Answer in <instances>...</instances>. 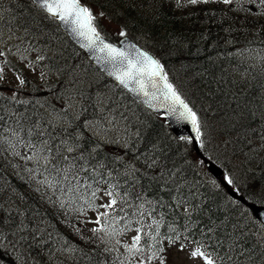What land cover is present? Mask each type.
<instances>
[{
	"label": "trees",
	"instance_id": "1",
	"mask_svg": "<svg viewBox=\"0 0 264 264\" xmlns=\"http://www.w3.org/2000/svg\"><path fill=\"white\" fill-rule=\"evenodd\" d=\"M81 1L94 12L97 29L105 36L117 41L121 32L126 33L160 60L170 82L201 118L203 153L224 167L246 202L230 198L224 187L209 182L193 144L186 138L175 137L163 116L146 109L102 74L61 30L56 19L29 0H0V29L17 30L20 44L50 48L54 58L45 62L57 73L51 82L42 84L14 62L11 66L19 70L22 86L11 95L4 93L0 85V138L8 136L12 144L8 154L0 148V180L5 179L17 195L8 209L12 218L1 222L0 230L13 233L10 238L18 237L22 231L27 233V238L22 237L30 248L26 254L39 264H113V261L118 264L117 257L124 259L129 253L125 244H116V240L139 225L133 221L131 227L125 228L133 208L119 197L114 208L99 212L97 200L105 186L109 191L119 192L120 197L125 189L130 194H141L148 202L144 206L145 224L163 216L161 235L175 237L174 242L164 239L163 258L169 248L181 242L201 246L202 251L212 253L213 257L216 253L226 254L231 238L235 237L244 241L246 251L237 255L234 250L230 264H264L261 255L264 239L260 238L264 227L253 218L249 207L250 203L264 204V79L257 72L245 78L238 75L248 68L242 46L257 43L252 34L262 33L260 24L264 20H244L221 1H200L190 9L171 0ZM95 6L120 26V35L109 29ZM5 54L4 64L11 58L8 52ZM78 77L84 80L78 92H74L83 100L80 106L89 104L94 110L87 119L82 109L74 119L67 109L54 104L73 92L68 84ZM86 84L92 86L84 92ZM113 87L134 103L132 113L126 115L131 133L120 148L95 138L85 125L87 120L101 117L99 108L98 112L95 108L97 92L103 94ZM29 129L36 144L39 143L36 133L41 129L45 135L39 139L52 135L48 141L52 155L57 161L60 156L68 157L62 165L68 172L67 181L54 182L53 188L41 183L46 179L53 181L54 173L50 175L44 170L43 160L38 165L36 159L28 158L37 151L27 144ZM69 147L72 152L66 151ZM81 154L86 172L78 171ZM73 157L77 159L74 161ZM73 163L76 167L70 168ZM4 167L10 175L6 176ZM62 176L63 173L55 180H61ZM6 178H10V184ZM114 184L116 188H112ZM6 192L1 189L0 196L6 198ZM181 197L188 203L180 204ZM139 202L134 197L129 201L133 207ZM82 209L87 214L99 213L100 223L88 226L83 222L82 226L79 219ZM150 209H155L151 216ZM7 215L3 213L6 218ZM99 227L124 231L109 240L104 232H93ZM169 227L174 231H169ZM42 233L47 235L46 243L53 241L57 247L40 243ZM105 247L114 250L105 252ZM57 248L69 250L62 258L64 261L48 254ZM8 251L0 247V256L7 257ZM13 252L17 255L19 251ZM162 261L154 260L152 264ZM130 264H136V260L130 258Z\"/></svg>",
	"mask_w": 264,
	"mask_h": 264
},
{
	"label": "snow or ice",
	"instance_id": "2",
	"mask_svg": "<svg viewBox=\"0 0 264 264\" xmlns=\"http://www.w3.org/2000/svg\"><path fill=\"white\" fill-rule=\"evenodd\" d=\"M30 3L39 6L43 9L48 16L53 19L59 20L70 33L75 36L78 42H82L81 46L88 49L90 53L94 54V58L97 62L102 63L108 74L115 77V79L124 88L135 92L139 96L148 98V103L151 105L153 101L159 103L162 107L168 109V111L178 120L188 122L192 125L195 131V141L199 144L203 136V125L200 116L197 112L189 106L180 91L173 83H170L167 74L164 71L163 65L159 60L155 59L146 51L137 49L134 45L128 44L127 47H117L111 43H106L105 39L101 36L97 30L96 15L94 12L84 6L81 0H29ZM191 3H197V0H190ZM208 2V0H204ZM224 3H231V0H223ZM103 13H100L102 15ZM122 36L126 33L121 32ZM23 129H21L22 131ZM15 134V133H13ZM27 144L37 151L29 159H36L38 165L43 160L44 170L49 174L54 173L53 181L44 180L42 184H47L48 187L53 188L55 183L67 181L69 179L68 172L63 168V163L67 161L68 157L60 156L57 161L56 156L52 155V148L48 147V141L52 139L51 134H47V139H39L45 135L43 129L36 133V137L39 143H33L32 130H28ZM19 139V137H17ZM190 141L193 138H187ZM9 143H11L9 141ZM61 143H64L61 141ZM66 151L72 152L71 147ZM43 153V155H42ZM56 155H59L57 151ZM51 157V158H50ZM77 157H73L75 161ZM80 161V167L78 171H87V165L83 162L84 158L81 154L78 157ZM55 161V162H54ZM75 168V163L69 166ZM61 180L56 181L55 177H61ZM172 175V174H170ZM76 177L74 176L73 179ZM55 182V183H54ZM228 185H233L234 181L231 177L226 178ZM135 185H133L134 187ZM91 187V185H89ZM117 185H112V188H116ZM69 190H72L71 188ZM62 191V190H61ZM237 195H240L239 189H234ZM95 191L93 192V198H95ZM111 197L108 204L103 205L105 208H114L118 203V197L124 203H128L129 207L133 208L132 216L126 221L125 228L131 227L133 221L139 225L135 231L136 235L132 238V243L125 244L124 248L129 253V257L120 259L117 257L118 264H130V258L136 260V264H152L154 260H163L162 253L164 251L162 244L165 238L174 242L175 237L162 236L160 228L163 224V216L159 220L153 218L152 222L145 224L144 222V206L145 201L141 194H130L127 189L124 190L123 197H120L119 192L108 191L106 193ZM134 197L135 201H140L138 204L129 203ZM180 204H187L183 197L179 200ZM161 206H163L161 202ZM155 209H150L148 215L151 216ZM137 213L139 216L137 217ZM107 219V213L102 214ZM127 215V214H125ZM190 215V213H189ZM99 224L100 222L97 221ZM169 231H174L171 227ZM124 229L109 231L107 228L99 227L93 229L94 233L104 232L105 235L111 240L118 234H122ZM211 231V229H209ZM102 240L104 237H100ZM261 239H264V232L260 235ZM143 241V244H142ZM231 243L226 250V254L216 253L213 257L212 253H205L201 251V246H198L196 250L192 252L194 257H203L206 264H230L233 261V251L235 250L237 255H243L246 249L243 247L244 241L239 238H231ZM107 242V241H106ZM120 241L116 240V244ZM108 247L104 248L105 252L113 251ZM264 257V253L261 254ZM113 264H117L113 261Z\"/></svg>",
	"mask_w": 264,
	"mask_h": 264
},
{
	"label": "rangeland",
	"instance_id": "3",
	"mask_svg": "<svg viewBox=\"0 0 264 264\" xmlns=\"http://www.w3.org/2000/svg\"><path fill=\"white\" fill-rule=\"evenodd\" d=\"M199 1L200 0H197V3H199ZM173 2L183 8H187L189 6L197 4L191 3L190 0H173ZM228 6L231 9H236L235 15L243 16V14H245L243 16L244 20H264V0H231V3H228ZM95 9L98 12L100 18L109 24V29L113 33H116V35H120V26L107 19L104 14L100 15L101 12L96 6ZM241 19L242 17L240 18V20ZM260 25V32L262 33L258 32L257 34H252L254 40H256L257 43L253 46L250 45L244 48V50L242 49V51H244V54L242 53V56L244 57L245 63L247 64L248 68L246 69L247 72H238L239 77H248L249 74L253 75L254 72H257L260 75H264V22ZM19 41H21V39L17 30L8 28L0 29V85L2 90L8 89L10 91V94L16 93V89L22 86L23 79L22 76L18 73V70H14L9 67L8 62H6L5 64L2 63V61L5 60V52H8V54L11 56L10 61L15 62L19 69L27 72L30 77L34 78L42 84H45V82H51V80H53L54 77L57 76V73L51 68V66H49L45 62V60L49 61V58H54L50 48H36L34 46L31 47L25 43L20 44ZM13 45H15L14 48L12 47ZM245 53H247L248 55L245 56ZM63 79L65 81L67 80L68 82L71 81V79H68L66 77H63ZM56 82L57 79H55V84ZM82 84H84V80L79 77L76 78L75 82H71L68 84L72 87L73 92L65 94L63 99L61 98L60 100L54 101V104L60 109H67L66 111H68L70 116L74 119H77V116L79 115V109H82V111L84 110V116L86 117V119L92 116L94 111L91 107H88L89 104H86L82 108V106H80L81 104H83L82 98L79 99L74 93L76 91L78 92V89L82 87ZM91 86V84H86L84 92H86V89L90 88ZM67 96L69 97L67 98ZM92 104L94 106V103ZM95 108L97 112L99 108L98 114L100 113L99 115H101V117L99 119L95 118L92 120H87L86 125L91 133L94 134L96 138L98 137L108 145H117L119 146V148L121 145L124 146L126 141H128V137L131 133L129 126L127 125L126 115L129 116V114L132 113L131 110L134 109L133 101L126 97L124 93H122L116 87H113V89L104 92L103 94H98L97 92L95 97ZM58 122H62V120H58ZM129 122L130 121H128V123ZM9 141L10 139L8 138V136L0 138V146L2 147V149H5L4 151H6V154L9 153V150H11L12 144L10 145ZM9 161L10 157L8 156L7 162ZM198 161H200V159H198ZM3 169L6 176L10 175V172L6 170V167H4ZM205 176L209 182H211L215 186L222 188L224 187L226 191L231 186L236 188L235 184L228 185L223 181L211 177L208 173H205ZM1 180L0 185L3 187L4 182L5 187H8L5 184V179L3 182ZM108 191L109 187L104 186L103 189L99 192V200H97V202L100 203L99 205L103 210L105 209L103 205L108 204L111 198L106 195ZM16 196L17 195L12 192L11 189L6 192V198H2L0 196V223L5 220L9 221V218L3 216V213L8 212L10 204ZM95 218L96 215L93 214V216L91 218H88L87 221L94 222ZM11 234L13 235V233ZM11 234H8L7 232L5 233L1 230L0 247L6 250H10L11 253L13 252V250H18L19 252L17 255H12L8 254L10 253L8 251L6 260H3L4 257L0 256V264H39L34 258L29 257L26 254L27 251H30V249L26 248L25 245L22 246V241L20 243L16 241L17 237L10 238ZM133 237L134 233L132 236V233L130 232V234L127 236V243L131 244ZM125 239L126 237L120 238V240L122 241H125ZM41 242L42 241H40V243ZM194 250H196V248L190 244L172 247L171 250L166 253L164 260L158 264H206V261L203 257H194L192 255V252ZM66 252L68 253L67 250L57 249L55 252L51 251L48 254H52L55 257H65ZM38 259L41 261L40 257H38Z\"/></svg>",
	"mask_w": 264,
	"mask_h": 264
},
{
	"label": "water",
	"instance_id": "4",
	"mask_svg": "<svg viewBox=\"0 0 264 264\" xmlns=\"http://www.w3.org/2000/svg\"><path fill=\"white\" fill-rule=\"evenodd\" d=\"M58 22L60 23L62 29L64 31H66L69 35V37L72 39V41L78 45L81 49H83L87 56L96 64L97 67L100 68L101 71H103L108 77H110L111 79H113L114 81H116L117 83H119L115 77L111 76L108 74V71L105 70V67L102 63L97 62V60L94 58V54L90 53L88 51V49L83 48L81 46L82 42H78L77 38L75 36H73L70 31H68L66 29V27L58 20ZM103 37V36H102ZM104 38V37H103ZM106 43H111L117 47H127L128 44L134 45L137 49L141 50V51H146L144 48H142L140 45H138L136 42H134L133 40H131L128 37H123L119 43H115L107 38H104ZM148 52V51H146ZM149 53V52H148ZM150 54V53H149ZM151 55V54H150ZM153 56V55H152ZM154 57V56H153ZM155 58V57H154ZM156 59V58H155ZM122 86V85H121ZM123 87V86H122ZM124 88V87H123ZM125 90H127L131 95H133L137 100H139L142 104H144L145 107H147L148 109H150L151 111H153L156 114H163L166 118V120L169 122L170 126H171V130L172 132L180 137V136H185V137H189V138H193L192 141L195 143V149L197 150L198 153L200 152L199 146L197 144V142L195 141L194 137H195V131L192 127V125L188 122L185 121H181L176 119L169 111L167 108L162 107L159 103H157L156 101H153L151 103V105L148 103V98H145L143 96H139L137 95L135 92L130 91L127 88H124ZM206 161V166L207 168L211 171V173L216 177V178H222L224 176V171L222 170L221 167H219L216 163H214L211 160L205 159ZM230 194H232L234 197L239 198L241 201H245V199L243 197H240L236 194V192H234L232 189L228 190ZM251 208L253 210V213L255 215L256 218H258L263 224H264V206L262 205H257L252 203Z\"/></svg>",
	"mask_w": 264,
	"mask_h": 264
},
{
	"label": "bare ground",
	"instance_id": "5",
	"mask_svg": "<svg viewBox=\"0 0 264 264\" xmlns=\"http://www.w3.org/2000/svg\"><path fill=\"white\" fill-rule=\"evenodd\" d=\"M190 8H192V7H190ZM190 8H189V9H190ZM229 8H230V7H229ZM232 8H233V7H232ZM230 9H231V8H230ZM231 10H232L233 12L236 13V9L233 8V9H231ZM244 15H245V14H243V16H244ZM248 46H250V45H248ZM248 46H247V47H248ZM251 46H253V45H251ZM245 48H246V47H245ZM242 49L244 50V47H243V46H242ZM241 51H242V50H241ZM238 54H239V53H238ZM238 54H236V55H238ZM258 74H259V73H258ZM259 75H260V74H259ZM251 76H252V75H251ZM260 76H261L262 78H264V75H263V74L260 75ZM240 78H245V77H240ZM28 88H29V87H28ZM263 91H264V90H263ZM3 92H4V93H9V94H10V91H9L8 89H4ZM27 92H28V90H27ZM22 96L25 97V94H23ZM55 119L57 120V117H56V116H55ZM3 141H4V140H3ZM0 148H2V147L0 146ZM0 153H2L1 150H0ZM4 158H5V155H4ZM0 174H1V173H0ZM8 179H9V180H8ZM8 179H6V181L10 184V183H11V182H10V178H8ZM2 182H3V181H2ZM5 184H6V183H5ZM6 185H7V184H6ZM1 189H6V191H9L10 188L5 187L4 182H3V187L0 185V190H1ZM7 214H9V215H7L8 218H12V217L10 216V214H11L10 212H7ZM12 225H13V220H11V221L9 222V226L11 227ZM9 226H7V227H8V228H7L8 231H10V230H9ZM10 232H11V231H10ZM14 233L16 234V232H14ZM16 236H18L17 239H16V241H18L19 243L22 241V246L25 245L26 248H29V246L26 244V243H27V240H23V238H22V237H26V238H27V237H28V234H27V233H25V232L22 231V233H20V234H18V235H16ZM45 236H47V235L45 234V235L43 236V233L41 234V238H43L41 243H46V241H45V238H46V237H45ZM16 241H15V242H16ZM45 245H47V246H51V247H53V248H54V247H57V244L54 243L53 241H52V242H47ZM29 249H30V248H29ZM57 249H61V248H57ZM57 249L53 250V252H55ZM67 251H68V253H69V250H67ZM12 253H13V255H14V252H12ZM15 253H16V252H15ZM38 257H39V256H38ZM6 258H7V257H4L3 260H6ZM62 258L65 259V257H56V259H57L58 261H64V260H62ZM47 263H48V262H47Z\"/></svg>",
	"mask_w": 264,
	"mask_h": 264
}]
</instances>
